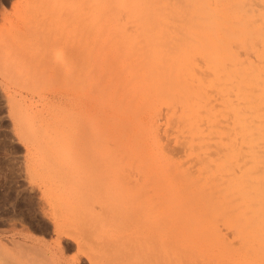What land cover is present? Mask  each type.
I'll list each match as a JSON object with an SVG mask.
<instances>
[{"label":"bare ground","instance_id":"bare-ground-1","mask_svg":"<svg viewBox=\"0 0 264 264\" xmlns=\"http://www.w3.org/2000/svg\"><path fill=\"white\" fill-rule=\"evenodd\" d=\"M96 5L105 16L102 33L87 36L82 69H70L76 83L86 80L91 90L105 81L126 86L118 104L121 143L135 148L142 143V116L161 100L180 107L173 115L188 131L192 151L206 153L215 139L222 155L202 158L199 174L184 170L181 187L165 175L166 189L154 195L162 204L152 199L154 226L147 230L129 225L142 208L138 185L134 193L122 188L104 196L123 225L114 234L105 225L93 227L101 241L91 243L94 264H264V26L257 22L264 11L250 0H96ZM209 87L219 106L212 104ZM253 110L256 123L249 116ZM219 117L228 127L216 126ZM221 219L237 244L223 235Z\"/></svg>","mask_w":264,"mask_h":264},{"label":"rangeland","instance_id":"rangeland-1","mask_svg":"<svg viewBox=\"0 0 264 264\" xmlns=\"http://www.w3.org/2000/svg\"><path fill=\"white\" fill-rule=\"evenodd\" d=\"M60 1L0 0V264H94L93 227L114 234L123 225L104 196L138 185L142 208L129 225L147 230L154 226L152 199L167 187L164 176L185 181L184 170L199 174L202 158L222 155L215 139L206 153L192 151L173 115L180 107L161 100L142 116L143 144L123 145L118 104L126 86L105 81L91 90L72 74L86 57L87 36L102 33L103 10L96 0ZM250 2L264 11V0ZM209 92L219 106L214 88ZM249 116L256 123L254 110ZM216 126L228 127V120L219 117ZM155 203L162 204L158 196ZM217 225L233 242L225 221Z\"/></svg>","mask_w":264,"mask_h":264}]
</instances>
